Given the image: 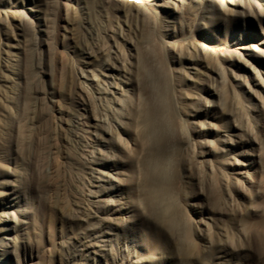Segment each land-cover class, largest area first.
Here are the masks:
<instances>
[{
	"label": "rangeland",
	"instance_id": "1",
	"mask_svg": "<svg viewBox=\"0 0 264 264\" xmlns=\"http://www.w3.org/2000/svg\"><path fill=\"white\" fill-rule=\"evenodd\" d=\"M257 59L264 0H0V264H264ZM146 108L176 228L144 198Z\"/></svg>",
	"mask_w": 264,
	"mask_h": 264
},
{
	"label": "bare ground",
	"instance_id": "2",
	"mask_svg": "<svg viewBox=\"0 0 264 264\" xmlns=\"http://www.w3.org/2000/svg\"><path fill=\"white\" fill-rule=\"evenodd\" d=\"M236 60L240 62V64L241 62H245L242 57H237ZM257 60L264 66L263 59ZM161 98V101L165 102L163 93L161 94ZM142 126L144 152L140 161V166L143 175L142 188L144 198L148 205L154 210L156 219L159 223L168 226L169 229L176 228L179 223L174 215L173 205L170 199L169 184L167 182V170H165L162 157V151L164 149L162 130L164 129V123L159 121V117L156 115L153 108H146L142 117ZM235 128H237V125H231L229 131H235ZM230 143L232 142L229 138V144Z\"/></svg>",
	"mask_w": 264,
	"mask_h": 264
}]
</instances>
